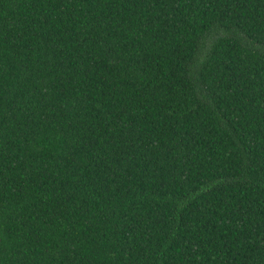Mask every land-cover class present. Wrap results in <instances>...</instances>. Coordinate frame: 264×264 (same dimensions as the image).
<instances>
[{
	"label": "trees",
	"instance_id": "trees-1",
	"mask_svg": "<svg viewBox=\"0 0 264 264\" xmlns=\"http://www.w3.org/2000/svg\"><path fill=\"white\" fill-rule=\"evenodd\" d=\"M0 264H264V0H0Z\"/></svg>",
	"mask_w": 264,
	"mask_h": 264
}]
</instances>
